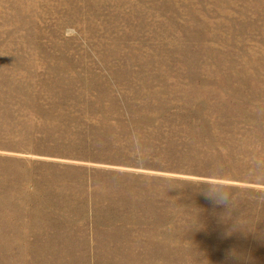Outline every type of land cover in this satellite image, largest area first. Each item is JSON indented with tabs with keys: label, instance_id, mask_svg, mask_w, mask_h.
I'll list each match as a JSON object with an SVG mask.
<instances>
[{
	"label": "rangeland",
	"instance_id": "rangeland-1",
	"mask_svg": "<svg viewBox=\"0 0 264 264\" xmlns=\"http://www.w3.org/2000/svg\"><path fill=\"white\" fill-rule=\"evenodd\" d=\"M257 180L264 0H0V264H264Z\"/></svg>",
	"mask_w": 264,
	"mask_h": 264
},
{
	"label": "clouds",
	"instance_id": "clouds-1",
	"mask_svg": "<svg viewBox=\"0 0 264 264\" xmlns=\"http://www.w3.org/2000/svg\"><path fill=\"white\" fill-rule=\"evenodd\" d=\"M141 144L139 139H135L133 142V150L134 151H140L141 150ZM259 161V160H257ZM256 167L259 168L260 164L259 162H255ZM256 183H264V180H257ZM230 185L228 184H209L205 186L204 194L213 201L214 204L217 205H224L227 208H230L232 204V194L229 191ZM264 203V201H261Z\"/></svg>",
	"mask_w": 264,
	"mask_h": 264
}]
</instances>
